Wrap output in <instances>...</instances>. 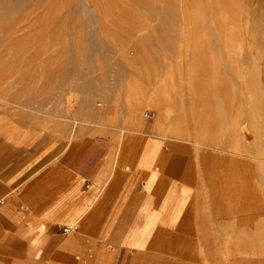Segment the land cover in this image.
<instances>
[{
	"label": "rangeland",
	"instance_id": "374dc122",
	"mask_svg": "<svg viewBox=\"0 0 264 264\" xmlns=\"http://www.w3.org/2000/svg\"><path fill=\"white\" fill-rule=\"evenodd\" d=\"M0 113L56 140L179 142L188 259L264 264V0H0Z\"/></svg>",
	"mask_w": 264,
	"mask_h": 264
},
{
	"label": "crops",
	"instance_id": "0c3cea01",
	"mask_svg": "<svg viewBox=\"0 0 264 264\" xmlns=\"http://www.w3.org/2000/svg\"><path fill=\"white\" fill-rule=\"evenodd\" d=\"M191 172L150 127L56 140L0 113V261L196 264Z\"/></svg>",
	"mask_w": 264,
	"mask_h": 264
},
{
	"label": "built area",
	"instance_id": "2783aa9c",
	"mask_svg": "<svg viewBox=\"0 0 264 264\" xmlns=\"http://www.w3.org/2000/svg\"><path fill=\"white\" fill-rule=\"evenodd\" d=\"M145 116L148 117V113H145ZM72 230H74V228H63L62 231H63V233H66V232H70Z\"/></svg>",
	"mask_w": 264,
	"mask_h": 264
},
{
	"label": "bare ground",
	"instance_id": "6f19581e",
	"mask_svg": "<svg viewBox=\"0 0 264 264\" xmlns=\"http://www.w3.org/2000/svg\"><path fill=\"white\" fill-rule=\"evenodd\" d=\"M235 204V203H234ZM256 213V212H255ZM252 215V214H251Z\"/></svg>",
	"mask_w": 264,
	"mask_h": 264
}]
</instances>
